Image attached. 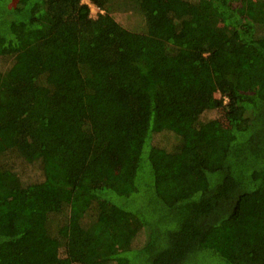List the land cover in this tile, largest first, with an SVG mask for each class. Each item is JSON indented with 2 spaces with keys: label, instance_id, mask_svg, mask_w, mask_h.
<instances>
[{
  "label": "trees",
  "instance_id": "obj_1",
  "mask_svg": "<svg viewBox=\"0 0 264 264\" xmlns=\"http://www.w3.org/2000/svg\"><path fill=\"white\" fill-rule=\"evenodd\" d=\"M88 1L0 0V264H264V0Z\"/></svg>",
  "mask_w": 264,
  "mask_h": 264
},
{
  "label": "rangeland",
  "instance_id": "obj_2",
  "mask_svg": "<svg viewBox=\"0 0 264 264\" xmlns=\"http://www.w3.org/2000/svg\"><path fill=\"white\" fill-rule=\"evenodd\" d=\"M17 0H12V2H10L11 5H15ZM82 2L87 3L90 7V13L91 16H95L96 13L99 11L98 8H96L94 5L90 4L88 0H82ZM117 19L120 20L121 16H117ZM123 19V18H122Z\"/></svg>",
  "mask_w": 264,
  "mask_h": 264
}]
</instances>
